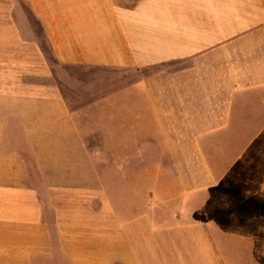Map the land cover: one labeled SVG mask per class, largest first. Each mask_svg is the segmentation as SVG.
<instances>
[{"label": "crops", "instance_id": "crops-1", "mask_svg": "<svg viewBox=\"0 0 264 264\" xmlns=\"http://www.w3.org/2000/svg\"><path fill=\"white\" fill-rule=\"evenodd\" d=\"M218 128L264 137V0H0V264L56 241L71 264H229L211 224L123 216L104 188L62 180L90 159L63 145L152 130L200 145Z\"/></svg>", "mask_w": 264, "mask_h": 264}, {"label": "rangeland", "instance_id": "rangeland-1", "mask_svg": "<svg viewBox=\"0 0 264 264\" xmlns=\"http://www.w3.org/2000/svg\"><path fill=\"white\" fill-rule=\"evenodd\" d=\"M33 22L51 57L39 22L35 18ZM235 130L231 128L232 133ZM244 130L238 133L243 137L233 138L225 129H214L202 135L207 143L200 145L167 144L156 130L142 135L140 143L90 138L85 146L74 145L76 150L63 145V152L87 153L90 159L78 160V175L62 176V180L104 188L115 211L123 216L157 210L162 217L172 214L209 223L217 228L220 240L226 234L232 238L223 239L229 246V264H264V144L259 143L264 137L239 143L235 139H245ZM196 151L212 170L203 169L202 161L194 157ZM202 181L209 186L196 188ZM33 182L40 185L39 179ZM151 202H158L156 209ZM33 263L71 264L62 257L57 241L50 253L37 256Z\"/></svg>", "mask_w": 264, "mask_h": 264}]
</instances>
